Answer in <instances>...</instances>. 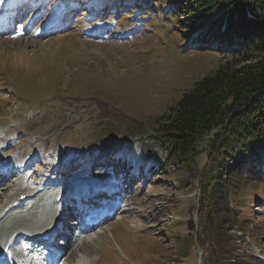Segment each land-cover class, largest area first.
<instances>
[{
    "label": "rangeland",
    "instance_id": "rangeland-1",
    "mask_svg": "<svg viewBox=\"0 0 264 264\" xmlns=\"http://www.w3.org/2000/svg\"><path fill=\"white\" fill-rule=\"evenodd\" d=\"M142 1L32 0L13 35L1 30L0 166L10 170L0 181V237L18 233L28 247L21 234L60 218L63 199L48 195L62 189L69 201L72 178L112 190L114 208L81 237L68 223L61 264H264L261 181L228 190L216 215L230 223L220 243L208 238L203 261L204 155L186 166L169 160L155 126L221 57L217 44L191 38L187 20L157 13L165 1ZM42 20L55 25L39 33ZM53 166L62 168L56 177Z\"/></svg>",
    "mask_w": 264,
    "mask_h": 264
},
{
    "label": "trees",
    "instance_id": "trees-1",
    "mask_svg": "<svg viewBox=\"0 0 264 264\" xmlns=\"http://www.w3.org/2000/svg\"><path fill=\"white\" fill-rule=\"evenodd\" d=\"M143 1H150V8L165 1L156 12L179 25L187 20L191 38L217 44L221 57L217 68L185 90L155 126L169 160L186 166L204 155L198 175V210L208 232L199 241L204 261L212 256L208 238L224 239L229 217L216 213L223 210L228 190L264 182V0Z\"/></svg>",
    "mask_w": 264,
    "mask_h": 264
},
{
    "label": "bare ground",
    "instance_id": "bare-ground-1",
    "mask_svg": "<svg viewBox=\"0 0 264 264\" xmlns=\"http://www.w3.org/2000/svg\"><path fill=\"white\" fill-rule=\"evenodd\" d=\"M26 4L29 6H32V4H33L32 0H10V1L0 0V29H6V28L11 29L13 23L15 22L14 20H17V18H15V16L16 17L18 16V12L19 11L21 12L22 8L24 9L26 7H29V6H26ZM43 21L44 20H42V23H43L42 26L43 27L41 28V31L39 33H43L42 31H46L47 29H50L51 27H53L55 25V24L51 23V20H47L45 22H43ZM37 32H38V28L36 27V30H34L32 33H37ZM8 34H14V33H8ZM65 164H68V163H65ZM63 168L65 169L66 167H63ZM104 168H105V166H104ZM9 170H10L9 168H8V170L4 169V165L0 166V181H2L5 176H7V174L9 173ZM61 170H62V168H61ZM100 170H101V168H100ZM4 171H7L6 175H3ZM50 182H52V181L50 180ZM83 188H84V186H83ZM92 188H95V189L90 190L89 187H85L83 191L79 192V193L84 192L83 195H79L78 197H75V196H77V194H75V196H74V192L69 190V201L66 200V197L68 196V192L64 193V195L61 196V199H63V201L65 202V206L61 211L62 212L61 213V220L59 219L57 221V223L54 225V227L51 231L52 232L51 236H50L51 241H54V239L56 237H58L60 233L63 232V236L65 237V245H67V247L70 246L71 241L69 238V232H70L71 227L69 226L70 224H68L67 217H68V215L72 214L74 211H76L77 213H79L78 215L83 217V216L88 215V213H86V212L90 211V208L92 205H97L98 207L101 206V208H100V214L98 216H96V219H98V218L99 219H103V218L107 219V218L111 217L110 211L114 207V205L110 204V203L106 204V201H107V198L113 197L112 190H107L106 186H103V187L97 186V187H92ZM0 190H2V189H0ZM103 195L105 196L104 198H102ZM99 196H101L100 201L97 200V198ZM64 218L66 219V222L63 221ZM77 223H78V225H80V222H77ZM47 224H51V222H48L45 225H47ZM45 225H43V223L40 224V226L38 225L37 228L40 227L39 229L33 231L32 233L26 232L27 233L26 236L31 237V238H37L38 235L40 234L39 232L48 231V229L46 228L47 226L45 227ZM60 225H61V229H63V230H61L59 228ZM85 229H86V227H85ZM54 230H55V232H54ZM82 235L83 234H81L80 236H82ZM17 236H18V233L15 235V237H17ZM8 241L10 242L9 237H0V249L3 246H5L6 244H8ZM83 242H86V241L82 240V243ZM63 243L64 242H62L61 246L64 245Z\"/></svg>",
    "mask_w": 264,
    "mask_h": 264
}]
</instances>
